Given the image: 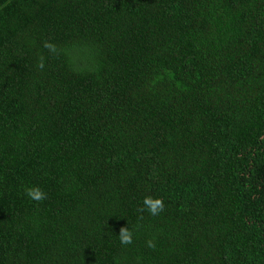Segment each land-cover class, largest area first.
<instances>
[{
  "label": "trees",
  "instance_id": "16d2710c",
  "mask_svg": "<svg viewBox=\"0 0 264 264\" xmlns=\"http://www.w3.org/2000/svg\"><path fill=\"white\" fill-rule=\"evenodd\" d=\"M0 264H264V0H0Z\"/></svg>",
  "mask_w": 264,
  "mask_h": 264
},
{
  "label": "clouds",
  "instance_id": "9594fccd",
  "mask_svg": "<svg viewBox=\"0 0 264 264\" xmlns=\"http://www.w3.org/2000/svg\"><path fill=\"white\" fill-rule=\"evenodd\" d=\"M44 48L53 56L59 55L58 47L50 41H45ZM37 68L43 70L45 68V57L41 55L38 59ZM26 196L29 200L35 202H42L47 199V193L44 192L39 186L26 187L24 189ZM165 209L163 198H153L151 196L145 197L143 200V206L138 209L139 212L143 213L145 210L152 216L160 215ZM119 240L121 245L127 246L133 243V231L129 230L128 227H122L119 232ZM147 247L155 249L156 244L154 240H148L146 242Z\"/></svg>",
  "mask_w": 264,
  "mask_h": 264
}]
</instances>
